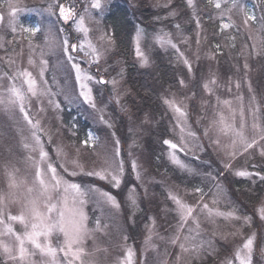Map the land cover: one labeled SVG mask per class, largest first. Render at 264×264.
<instances>
[{"label":"snow or ice","instance_id":"1","mask_svg":"<svg viewBox=\"0 0 264 264\" xmlns=\"http://www.w3.org/2000/svg\"><path fill=\"white\" fill-rule=\"evenodd\" d=\"M111 2L112 0H44L40 9H30L20 6L14 0H0V9H10L8 29L12 37L6 39L0 36V50L5 53L0 56V61L6 68L0 72V116L6 118L8 128L19 136L18 143L28 152L26 161L34 167L31 186H28L26 191H21L27 180L18 176L19 169L11 156L13 149H8L9 155L0 164L6 185V190L0 191V264H100L96 254L101 249L93 248L89 251L87 242L91 240L95 244L98 234L109 235V229L113 226L114 210L118 211L122 207L113 190L122 191V185L127 186L126 201L132 209H139L138 185L127 180L129 172L134 175L135 181L142 180L139 159L133 155L136 146L134 139L129 144L127 156L121 140L115 138V132L112 133L115 139L111 147H108L107 142L102 144L100 137L89 130L85 138L79 141V145L75 146V156H71L62 146H57L53 158L46 150L45 144V137L47 143L51 144L54 138L64 131L59 117L56 119L60 121V127L55 130L51 123L48 126L43 123L50 110L62 111L64 102L73 106H79L81 103L87 105L92 112L98 114L94 119L109 128L112 127L111 122L105 119L103 109L97 106L94 85L110 84L114 99L120 104L121 81L116 78L106 80L102 75L97 79L91 72L93 66L99 71L101 62L107 63L115 43L112 33L100 28L105 13L110 11ZM183 3L186 9L190 10V18L194 20L197 29V61L200 59L203 17H207L209 21H218L219 27L214 35L224 38L223 44L215 43L213 50L207 53L206 58L209 61L216 60L225 46L235 48L236 38L241 34L250 41L245 44L249 55L264 57V8L261 9L262 14L257 17L255 8L250 7L246 0H199V4L197 0H183ZM157 6L169 9L168 17L189 14L179 10L173 0H167ZM31 11H36L41 16L46 14V17L35 23L25 24L20 14ZM52 17L56 18L55 22L51 21ZM4 19V13L0 10V21ZM57 23L61 25L59 28L55 27ZM67 25L71 26L72 31L82 34V39L72 42L71 32L65 33L64 26ZM89 25L96 27L90 28ZM175 29V35L161 30L154 37L155 43L161 48L172 49L177 61L182 62L191 75L192 62L180 46L190 44L189 37L183 35L180 24H176ZM233 30V35H227ZM93 31L99 32L95 42L90 35ZM38 34H43L41 44L33 42ZM145 35L144 29L137 25L133 42L135 56L139 59L141 67L149 64V57L141 48ZM25 42L28 53L27 66L24 64V47H21L19 52L13 47L17 44L24 45ZM53 56L57 57L54 65L50 62ZM37 67L39 71L34 74L32 69ZM248 68L246 62L245 74ZM62 70L66 72L67 77L74 74V84L71 87L68 86L67 78H57V73ZM50 71L51 81L47 78ZM122 74L123 69L118 75ZM177 83V91L165 94L160 99L166 112L173 114V127L179 129V141L164 138L162 144L168 150L167 157L171 164L186 176L202 178L210 181V184L207 192L202 186H196L190 192L186 191V196L199 197L195 203L183 198L178 188H170L167 191V200L172 207L163 211L165 215L174 216V230L171 235L160 236L156 231V219L149 217L150 223L146 226L147 235L144 238L145 249L157 251L158 255L165 257L160 259L158 264H195L205 253L218 251L216 237L219 236L226 244L230 237H239L243 242L235 247L234 255H226L219 264H254L257 251L259 256L264 258V236L258 237L256 231L244 233L245 226H252L251 215H241L235 206L226 211L218 207L227 200V194L219 183L224 172H217L215 175L211 172L201 173L196 167L185 163L180 154L190 153L194 159L199 160L197 152L202 153L210 146L218 155H222V166L228 171L232 170L233 161L241 155L255 154L264 160V105H261L253 94L245 109L243 97H238L241 105L237 122V110L233 107V102L220 98L218 78L211 75L200 85L209 99L202 100L203 116L198 117L193 125L190 122L189 109L196 93H182L181 90L188 87L184 78H180ZM235 87H241L240 80L235 82ZM248 88L250 93L253 92L250 82ZM228 91H231V87ZM60 97H63V100ZM212 97L216 99L215 104L211 103ZM122 110H125L123 106ZM209 110L212 112V118L207 119L201 132L198 125L205 123ZM68 131L72 137L77 136L76 125ZM249 131L251 135L248 134ZM205 139L209 141L207 146L203 143ZM80 146L92 149L99 160L98 166L86 170V165L80 159ZM96 147H100L102 151L97 152ZM81 175L95 179L88 184L75 182L73 178ZM234 175L241 178L257 177L264 182V172L261 171L241 169L235 171ZM14 205L19 206L18 214L12 212ZM89 206H94L93 214L96 216L93 227H89L92 223L86 210ZM255 211L260 220L264 221V197H261ZM129 219L135 222L134 214ZM221 219L226 222L225 230H212L209 236L206 226L212 225L215 228ZM16 223L22 226V231L14 227ZM156 239L165 244L163 253H159L153 243ZM54 240L57 242L54 243ZM123 240L126 244L128 236L125 235ZM169 245L179 249L174 262L166 258L170 255L167 247ZM134 256L133 247L127 246L113 264H133ZM143 264H147V261Z\"/></svg>","mask_w":264,"mask_h":264},{"label":"rangeland","instance_id":"2","mask_svg":"<svg viewBox=\"0 0 264 264\" xmlns=\"http://www.w3.org/2000/svg\"><path fill=\"white\" fill-rule=\"evenodd\" d=\"M113 1V0H112ZM18 2L20 6H27L30 9H40L44 5V0H14ZM127 9L131 11L132 18L140 17V11L143 9V5H148L152 9H162L163 15L160 18L163 22L157 24L156 27L149 25L144 27V25L136 22L133 26L130 40H129V54L128 60L124 56L118 53V42L116 36L112 30V26L105 20V16L102 20L100 28L107 29L112 33L114 38V45L112 46L111 52L107 63L101 62L99 71L97 67L93 66L91 72L97 76H104L106 80L116 78L121 81L120 92L121 103L117 104L112 86L107 85H94V95L96 97V102L98 108L103 109V115L105 119L109 120L112 127L109 128L107 125L100 123L98 119H94L98 114L92 112V110L81 103L79 106H73L66 102L62 103V111L53 112L49 111L47 114V119L43 121L45 126L50 123L55 128L60 127V121L56 118L59 117L62 120L64 131L60 136L54 138L53 143L48 144L47 138L45 137L46 150L55 158V148L57 146H62L66 152L71 156H75V146L79 145V141L84 139L86 133L91 130L97 136L100 137L102 144L107 142L108 147H111L113 139L119 138L121 140L122 148L124 150L125 156L129 151V144L134 139L136 141V146L133 150V155L138 157L139 163L141 165L142 180L135 181L134 175L129 172L127 175V180L130 183H136L138 185V204L139 209H132L128 202L126 201V196L128 192V187L122 185L121 190H113L114 194L117 195V199L121 202L122 207L118 211L114 210V219L112 221V227L109 229V235L97 236L96 243L89 240L87 242V248L92 251L93 248H99L96 254V258L100 264H113V261L120 258L121 254L126 250L127 246H132L135 252L133 258V264H143L146 260L147 264H158L159 260L165 257L158 255L157 251L146 250L144 245V238L147 235V225L150 223L149 217H154L156 219V231L160 236L171 235L175 227V219L173 215H165L164 209L171 208V203L167 200V191L172 188H178L179 194L188 200L190 203H195L199 198L198 196H186V191L190 192L196 186L204 187L205 192L208 191V186L210 181L203 180L202 178H192L186 176L182 173L175 165L171 164L167 157V148L162 144L164 138L173 139L174 142L179 141V129H174V123L172 116L173 114L168 111L166 112L164 106L161 103V96L168 94L170 92H175L178 89V80L184 78L188 87L181 90L184 95H191L193 92L196 93L195 97L191 101L192 107H190V122L195 125L198 117L203 116L202 100L209 99L203 92L200 85L204 80L209 79L211 75H215L218 78L220 88L218 90V95L220 98L229 99L233 102V107L237 110V122H239V107L241 101L237 98L243 97V105L247 109V105L250 102L251 96L256 95L257 101L264 105V57H256L254 55H249V50L245 48V44L250 43L247 41L243 34L238 35L235 41L236 47L229 48L225 46L223 48L222 54L217 56L216 60L209 61L206 56L207 53L213 50V45L217 42L223 44L224 38L219 35H214L219 27L218 21H209L207 17H203L201 20L203 30L201 35L202 43L199 46L200 59L196 60L195 53L197 52L196 46V25L194 20L190 18V10L186 9L183 0H173L174 5L182 12H187L189 14H183L179 17H168L167 13L169 9L164 7H158L157 5L164 4L167 0H127ZM125 2V3H127ZM199 4V0H197ZM246 3L250 7L255 8L257 17H259L262 12L261 9L264 8V0H246ZM202 6V5H200ZM3 11L5 19L0 21V36H4L6 39H11V34L8 29V12L10 9L3 7L0 9ZM107 13V12H106ZM105 13V14H106ZM46 14L41 16L36 11L24 12L20 14L21 20L25 24L35 23L36 21L45 18ZM51 21L55 22L56 18H50ZM168 20H171L170 23ZM180 24L183 30V35L189 37L190 44H181V49L186 52L189 59L193 65V73L190 75L187 68L183 66L182 62H178L175 53L172 49L161 48L155 43L154 37L161 30L169 31L175 35L176 29L175 25ZM139 25L144 29L145 38L141 41V48L144 53L149 57V64L145 67H141L139 59L135 56L133 37L135 36L136 26ZM61 25L57 23L56 28ZM65 27V33L71 32L72 42H78L82 39V34H78L72 31L71 26L67 25ZM90 28H95V25H89ZM234 30L227 33V35H233ZM91 38L94 40L99 35V32L93 31ZM207 37V39H205ZM43 41V34H38V37L34 39L35 44H41ZM16 51L19 52L21 47L25 49L24 64L27 66V48L26 42L24 45H14ZM243 53V54H242ZM4 51L0 50V56H4ZM57 57H51V64H55ZM159 62H166L170 67H173L174 78L176 80L175 84H163L157 80L154 81L152 78L151 85L154 90H157L160 103V110L157 113L151 112L150 109L142 105V100L139 96L138 88L133 85L129 80V75L127 71V65H136L138 69L144 70L150 74H154L157 69ZM248 63L249 68L244 69V64ZM19 63V60H18ZM87 67V65H84ZM123 69L122 76L118 75ZM5 65L0 61V72L5 71ZM34 74L38 73L39 69H32ZM65 77L68 79V86L71 87L74 84V74L71 77H67L65 71H60L57 73V78ZM153 77V76H152ZM47 78L51 81L52 72L47 74ZM237 80L241 81V87L237 89L235 87V82ZM248 82L251 83L253 92H249ZM231 87V91L228 89ZM63 100V97H60ZM211 103L215 104V97L211 98ZM122 106L125 110H122ZM35 112V109L33 110ZM226 111V110H225ZM227 114V111H226ZM147 115V119H146ZM212 118L211 110L208 111L207 117L204 124L198 125L201 129L206 126L207 119ZM249 129L251 121L248 120ZM73 125H76L77 136L72 137L71 133L68 131ZM159 126L161 129L165 128V132L159 131ZM195 130V127L193 128ZM115 132V138L112 133ZM162 133V134H161ZM251 135V132L248 133ZM164 135V136H162ZM162 136V137H161ZM19 136L8 128L6 118L0 116V164L9 155L8 149L11 148V156L16 162V166L19 169L18 176L27 180V184L21 189V191H26L28 186H31L34 180V167L26 161L28 152L23 149L22 145L18 143ZM152 144H151V143ZM203 143L207 146L209 141L207 139L203 140ZM97 152H101L100 147H96ZM200 159L196 160L189 154H180L181 159L185 163L196 167L199 172H211L215 175L217 172H224V176L220 178L219 183L224 188L227 194V200L218 205L222 210H229L230 207L235 206L238 208L241 215H251L253 217V223L251 228L245 226L243 231L245 234H250L252 231H256L259 236H264V221H261L257 215L255 209L260 203L261 197H264V182H261L259 178H241L236 177L234 172L241 169H246L249 171H261L264 172V160L260 159L259 156L255 154L252 155H241L233 161L232 170H225L222 166L221 160L222 155H218L216 150L208 146L206 151L197 152ZM80 159L86 165V170L92 169L94 166H98L99 160L93 154L92 149L80 146ZM255 166V167H253ZM75 182L88 184L92 183L95 178L88 177L86 175H81L73 178ZM250 181L251 188L245 190L241 189L236 191L234 184L237 180ZM103 184V182H99ZM257 183H259V192L253 193L252 188L256 190ZM105 187H107L105 185ZM6 190V185L4 182V177L2 169H0V191ZM256 190V191H257ZM93 207L89 206L86 210L89 214L92 223L89 227L94 226V221L96 216L93 214ZM19 206L14 205L12 207L13 214H18ZM98 214V213H97ZM134 214V221L132 222L129 217ZM226 222L222 219L218 221V226L214 228L212 225H207L209 232L216 230L218 232H223L225 230ZM14 227L18 231H22V226L19 223L14 224ZM127 235L128 240L125 244L123 237ZM62 240V237L59 238ZM57 242L54 240V243ZM242 238H229L226 244L222 239L216 237L215 244L218 249L217 252L208 254L205 253L201 260L195 262V264H219L220 260L224 259L225 256H233L235 247L241 244ZM156 244L159 253H163L165 250V244L156 239L153 241ZM170 255L166 257L170 261H175L176 253L179 251L178 248H173L172 246H167ZM259 248V239L257 241V250ZM107 249V251H103ZM2 258V257H0ZM254 264H264V258H261L258 254L254 256Z\"/></svg>","mask_w":264,"mask_h":264},{"label":"trees","instance_id":"3","mask_svg":"<svg viewBox=\"0 0 264 264\" xmlns=\"http://www.w3.org/2000/svg\"><path fill=\"white\" fill-rule=\"evenodd\" d=\"M125 2H127V0H113L110 4V11L105 14V20L112 26V30L116 36L119 47L118 53L124 56V58L126 57L128 60V45L130 44L129 40L135 23L139 22V24L144 25V27L147 25L149 27L150 25L154 28L157 24L163 22L160 18H162L164 11L162 9H152L148 5H143V9L139 13L140 17L132 18L131 11L127 9L128 2ZM168 21L170 23L171 20ZM127 68V76L129 75V80L134 86H136V88L139 87L138 92L142 100V105L150 109L151 112L157 113V110L159 111L161 107L158 101V92L157 90H154L151 85L152 78L154 81L157 80L164 85L167 83L171 85L175 84L176 80L173 74V67H170L166 62L158 61L157 69L154 72L155 76L146 71L144 72V70L138 69L137 66L133 64H128ZM161 128L159 126V131L162 130V133L165 132V128ZM249 182L243 179L237 180L236 184H234V188H236V191L244 188L246 190L247 188H251V182ZM257 187L259 188V183H257L256 190ZM256 190L252 188L251 192L257 194L260 189Z\"/></svg>","mask_w":264,"mask_h":264}]
</instances>
